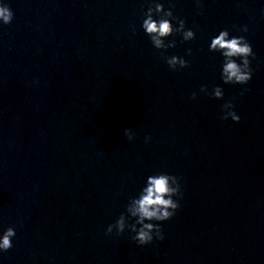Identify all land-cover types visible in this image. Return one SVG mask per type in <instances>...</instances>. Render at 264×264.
Listing matches in <instances>:
<instances>
[{
  "label": "clouds",
  "instance_id": "9594fccd",
  "mask_svg": "<svg viewBox=\"0 0 264 264\" xmlns=\"http://www.w3.org/2000/svg\"><path fill=\"white\" fill-rule=\"evenodd\" d=\"M197 2L199 3V0ZM174 7L175 5L170 3L169 9L165 10L164 5L157 2L144 13L142 29L150 38L152 45L158 50L166 51L168 48L175 47V40L165 43L167 37L175 34L182 36V42L192 41L196 38L193 30L186 29L185 20L173 15L172 9ZM154 16L159 18L154 19ZM13 18L14 13L10 6L7 3H0V22L3 25H9ZM172 21H176V27L173 26ZM241 31L247 32L248 29L245 26ZM209 51L220 53L223 57L221 79L225 84L245 85L252 79L253 69L249 57L255 59V53L245 36L230 38L227 29L221 30L218 35L211 39ZM188 54L191 55V49H188ZM164 59L169 68L174 71L177 70L178 66L179 68L189 67V62L183 57L173 55L166 56ZM200 90L206 93L208 91L206 86H202ZM209 94L215 99H223L224 97V91L219 86L214 87ZM191 98L196 99L195 92L192 93ZM234 107L235 105L231 101L226 102L222 106L223 115L221 119L231 118L238 123L240 116L233 110ZM125 135L129 141L134 138V134L129 128L125 129ZM174 197L182 198L179 177L163 171L149 175L145 186L138 195L129 199L125 212L120 214L115 224L108 226L106 235L111 234L114 229L118 235L128 230L134 234L131 239L140 246L151 244L154 238L162 241L164 234L159 222L172 219L180 207L178 199H174ZM15 236V228L11 226L3 231L0 235V252H7L13 247L12 241Z\"/></svg>",
  "mask_w": 264,
  "mask_h": 264
}]
</instances>
